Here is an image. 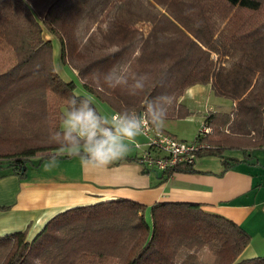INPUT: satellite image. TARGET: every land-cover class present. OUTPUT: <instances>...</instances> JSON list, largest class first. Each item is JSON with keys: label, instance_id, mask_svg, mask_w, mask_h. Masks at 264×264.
Instances as JSON below:
<instances>
[{"label": "trees", "instance_id": "16d2710c", "mask_svg": "<svg viewBox=\"0 0 264 264\" xmlns=\"http://www.w3.org/2000/svg\"><path fill=\"white\" fill-rule=\"evenodd\" d=\"M44 32L58 40L61 63L76 72L89 98L57 73ZM2 55L0 168L20 178L37 153L44 160L60 151L50 134L61 129L72 99L141 114L168 96L165 120H178L190 115L178 103L185 90L209 85L234 104L205 117L211 132L196 135L206 146L197 157L221 158L226 170L238 161L225 151L264 146V0H0ZM110 72L128 83L109 87ZM140 75L148 79L133 94ZM119 160L142 163L139 156ZM142 172L160 181L195 170L177 164L160 175ZM26 235L0 237V264H198L205 250L211 264H264L244 257L250 236L241 227L189 202L78 206L51 218L31 241Z\"/></svg>", "mask_w": 264, "mask_h": 264}, {"label": "crops", "instance_id": "0c3cea01", "mask_svg": "<svg viewBox=\"0 0 264 264\" xmlns=\"http://www.w3.org/2000/svg\"><path fill=\"white\" fill-rule=\"evenodd\" d=\"M213 98L209 85L185 90L178 99L190 113L184 120L191 123L193 115L203 114L204 123L209 114L231 111L234 103L225 111L213 104ZM163 124L159 128L168 133ZM141 152L136 149L134 156ZM223 157L238 163L225 170L221 158L203 156L197 158L195 172L174 173L160 181L154 174H144L140 164L128 160L93 168L72 156L62 159L61 167H48L49 162L43 161L47 163L26 168L22 178L9 168H0V237L26 230L27 240L31 241L57 214L114 199L147 207L155 202H189L241 227L250 236L245 258H264V146L227 150Z\"/></svg>", "mask_w": 264, "mask_h": 264}, {"label": "clouds", "instance_id": "9594fccd", "mask_svg": "<svg viewBox=\"0 0 264 264\" xmlns=\"http://www.w3.org/2000/svg\"><path fill=\"white\" fill-rule=\"evenodd\" d=\"M146 75L134 77L132 89L142 91ZM105 82L109 87L126 85L125 76H115L108 73ZM71 108L63 117L62 128L50 134V139L58 143L60 151L70 156H78L81 163L93 168H106L116 160L122 159L130 150L145 127L151 123L162 126L167 107L171 103L168 96H160L150 101L143 115L134 111L124 110L114 114L110 119L97 114L96 110L86 100H81L77 106L76 99L71 100ZM59 153L53 155L48 167H53Z\"/></svg>", "mask_w": 264, "mask_h": 264}, {"label": "rangeland", "instance_id": "374dc122", "mask_svg": "<svg viewBox=\"0 0 264 264\" xmlns=\"http://www.w3.org/2000/svg\"><path fill=\"white\" fill-rule=\"evenodd\" d=\"M144 29H147L148 26L144 25ZM43 37L45 39H50L52 42V56H53V64L54 68L57 71V73L62 77L63 80L65 81H72L75 85L74 92L77 95H82L84 97H88V94L83 90L80 81L78 80L76 76V72L73 71L69 66L63 65L60 61V48H59V42L55 37H52L50 34L44 32ZM2 55L0 57V62L2 60ZM214 96V95H213ZM213 104L219 105L223 110L229 111L231 109V101L225 98H219L215 97L213 98ZM95 107L96 110L98 111V114L102 117L110 119L112 116V111L109 110L105 104H99L98 102H95ZM189 117V116H188ZM203 114H195L193 115L191 119V123L186 122L183 119H178V120H167L164 125V129L170 134L171 136L175 137L178 140L185 141V142H192L194 141L196 135L198 134V131L202 127L203 123ZM187 118V117H186ZM63 122L61 123L60 127L62 128ZM140 139H143L141 135L137 136L135 139V142H139ZM144 141V139H143ZM140 143V142H139ZM68 151V150H67ZM67 151L61 152L58 151L59 153L57 160H56V166L55 167H61L63 162L61 161L64 159V153H67ZM136 154V149L134 148V142L131 143L130 145V150L125 156H134ZM45 153H37L35 157H32L31 160L26 164V168L28 170L32 168L33 166L37 167L38 165L45 164L49 162L50 159H41ZM214 157V156H211ZM47 161V162H43ZM42 162V163H41ZM145 218L147 222L149 223L150 221V213H149V208H147ZM197 261L198 264H211L213 259L210 256V254L205 250L200 252L197 255Z\"/></svg>", "mask_w": 264, "mask_h": 264}, {"label": "built area", "instance_id": "2783aa9c", "mask_svg": "<svg viewBox=\"0 0 264 264\" xmlns=\"http://www.w3.org/2000/svg\"><path fill=\"white\" fill-rule=\"evenodd\" d=\"M143 114L141 113V115ZM210 132L211 129L203 123L198 134L205 135ZM140 135L144 141L143 143L134 142V148L142 151L139 156L142 160L140 164L142 170L145 169L157 175L177 164L194 166L198 158V151L206 147L195 141L189 143L178 140L151 123L145 127Z\"/></svg>", "mask_w": 264, "mask_h": 264}, {"label": "water", "instance_id": "95a60500", "mask_svg": "<svg viewBox=\"0 0 264 264\" xmlns=\"http://www.w3.org/2000/svg\"><path fill=\"white\" fill-rule=\"evenodd\" d=\"M22 172H23V170H22Z\"/></svg>", "mask_w": 264, "mask_h": 264}]
</instances>
